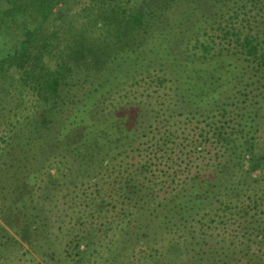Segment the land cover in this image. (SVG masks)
Returning a JSON list of instances; mask_svg holds the SVG:
<instances>
[{
    "label": "trees",
    "instance_id": "16d2710c",
    "mask_svg": "<svg viewBox=\"0 0 264 264\" xmlns=\"http://www.w3.org/2000/svg\"><path fill=\"white\" fill-rule=\"evenodd\" d=\"M69 1L4 0L7 7L0 13V31L22 26L31 33L33 55L20 81L36 92L40 102L26 130L8 142L2 140L0 159L5 154L11 163L0 167L4 171L0 251L32 246L33 234L39 236L47 227L34 193L51 159L60 157L65 170L60 178L66 181L79 175L81 183L86 180L97 187L94 194L100 196L99 173L108 171L122 152L136 153L139 149L132 146L157 132L160 139L151 149L153 158L158 154L169 160L180 146L179 160L194 161L212 149L213 166L189 184L177 188L178 184L164 203H154L164 185L148 179L151 161L119 165L117 173L125 172L126 177L112 183L114 187L120 182L114 192L120 206L116 216L128 221L113 243L115 248L97 260L121 264L146 253L144 247L165 232L194 225L217 228L226 220L228 227H238L232 236L206 241L187 229L186 250L181 252L173 242L163 245L166 259L181 264H264V0H95L100 8L95 19L104 39L91 47L76 40L61 60L53 54L60 48L44 38V25L55 9L61 6L60 14ZM18 59L16 54L0 61V86L9 81L7 74ZM80 61L85 67L93 61L97 68L78 71ZM142 64L172 76L173 109L159 116L131 108L119 120L96 121L94 107L122 84L135 80ZM185 115L188 123L194 120L205 127L179 138L170 133V121ZM160 118L162 127H152ZM63 182L49 181L46 189ZM105 192H110L108 186ZM92 200L85 208L95 215L108 214L106 201L91 206ZM94 231L82 230L64 248L66 259L80 264L96 256ZM43 256L65 264L52 249Z\"/></svg>",
    "mask_w": 264,
    "mask_h": 264
},
{
    "label": "rangeland",
    "instance_id": "374dc122",
    "mask_svg": "<svg viewBox=\"0 0 264 264\" xmlns=\"http://www.w3.org/2000/svg\"><path fill=\"white\" fill-rule=\"evenodd\" d=\"M94 1L71 0L68 2L66 9H63L60 14L58 10L62 9L61 6L54 10L53 16L44 25V38L51 40L52 46L57 45L56 47L60 48H57L56 52L53 53L55 58L60 57L62 60L65 57V52L72 48L71 46L76 40L87 43L88 47H91L94 43L104 39V31L101 27H97L98 24L95 19V15L100 11V8L97 5L98 3ZM6 7L4 0H0V13ZM202 42L205 43L204 41ZM31 43V33L29 30L23 29L22 26H18V28L6 33L0 31V61L16 54L19 55L14 68L7 74L9 81L0 86V150L4 147L2 140L8 142L10 137L16 134L20 135L26 130L25 128L31 123L30 119L35 116L40 103L38 97L34 94L36 92H33L31 88L24 87L22 81H20L22 71L29 67V56L33 55ZM25 50H28L29 54ZM216 52L217 50L212 51L211 55ZM87 60L91 61L92 57H87ZM48 65L52 68L54 67V64L51 65L49 62ZM89 65V67H85V62L80 61L78 71L93 72L97 68L93 61ZM145 66L142 64L135 80L122 84L106 98L100 100L99 105L94 107L92 112V114L97 115L96 121L103 123L105 119H109L111 122L119 120V116L126 109L131 108H141L150 114L157 112L159 116L163 111L173 109L174 86L171 80L172 76L167 73H161L156 68L150 67L147 69ZM6 93L9 96H6ZM161 119L153 121L152 127L161 128ZM186 119V115L179 117L177 121L172 119L169 127L170 133L183 138L188 132L194 131L195 128L202 129L205 127L203 125L197 126L199 123L194 120L188 123V121H185ZM157 122L160 125H157ZM13 125L14 127L16 126L15 129L12 127ZM182 131H186L185 134ZM153 136L154 138L151 135L134 144L132 149H139L136 150V153L122 152L123 154L118 157L117 161L110 164L108 171L99 173L100 177H102V182L99 184V189L102 191L100 196L99 194H94V190L98 188L92 187L86 180L81 183L82 179L79 175L76 176L74 174L70 178L67 177L66 181L60 178L61 175L65 174V170L60 165V157H55L56 160L55 158L51 159L34 193V201L38 204V207L44 209L45 225L47 227L44 228V231L39 236L33 234V238H31L32 246L21 245L9 248L7 251L1 250L0 264H54L43 256L47 249H52L56 252V259L65 262V264H73L72 260L66 259L64 248L75 240V237L81 234L82 230L89 228L95 229L94 234H97L94 236V242H92L93 247L96 249V256L91 258L90 261L84 260L80 264H101V261L97 260L99 255L115 248L113 243L128 221L116 216L120 206L115 202L117 194H114V192L120 186V182L114 187L112 183L120 179L123 180L126 177L125 172L117 173L116 170L119 165L123 167L129 165L139 166L147 159L151 161L150 173L152 174L148 175V179L158 181L164 185L163 191L156 194L157 199L154 203H164L178 184L177 188H180L181 183L189 184V180L194 179L195 175L208 173L211 169L210 166H213L212 160L216 156L212 149V153L208 152L202 156H195L196 158H193L194 161L185 158H183V161L179 160L178 152L180 151V146H176L173 153L169 154L172 162L170 159L163 160L167 156L160 157L158 154L153 158L151 149L156 141L160 139V135L155 132ZM176 141L180 143L178 139ZM6 156L4 154L2 159H0V167L11 163V161H7ZM2 172L4 171L0 170V182L2 181V176H4ZM175 173L176 175L171 177ZM167 174L170 176H166ZM57 179L65 182L57 184L56 188L47 190L46 185H48V182ZM103 182L107 184L110 190L109 193L105 192L107 191V186H103ZM91 199H93L91 206L97 205L100 200L106 201L109 204L107 207L108 214L95 215L91 208H85V205ZM131 212L135 211L131 210ZM133 215L134 213H131L129 218ZM224 222V225L219 224L217 228L212 226V228L203 230L199 229L198 225H194L193 227H180L178 230H173L170 234L165 232L162 236L160 235L157 241L144 247L146 253H137L134 256L135 258L131 257L130 254L129 257L131 258L122 261L121 264H181L167 260L162 246L173 242L180 247L181 252H184L186 247H188L187 239L190 236L187 229L202 234L201 236L206 241L227 239L228 236L230 237L233 233H236L238 227L232 224L228 227L227 221L225 220ZM8 235L11 239H15V235L11 232H8ZM49 245H51V248H48Z\"/></svg>",
    "mask_w": 264,
    "mask_h": 264
}]
</instances>
